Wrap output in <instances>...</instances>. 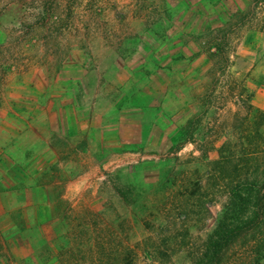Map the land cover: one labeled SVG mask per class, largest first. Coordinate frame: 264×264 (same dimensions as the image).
<instances>
[{"label":"rangeland","instance_id":"374dc122","mask_svg":"<svg viewBox=\"0 0 264 264\" xmlns=\"http://www.w3.org/2000/svg\"><path fill=\"white\" fill-rule=\"evenodd\" d=\"M173 1L0 0V14L12 18V27L5 30L11 35L6 40L16 43L14 47L37 27L39 38L45 37L50 47L59 39L76 38L90 45L119 43L125 49L116 50L117 55L138 43L148 49L146 56L165 55L150 68L170 76L162 111H172L176 124L180 123L170 127L169 133L174 147L189 132L195 142L176 155L163 147L164 151L149 157L137 156L142 149L136 146L112 147L108 153L120 161L105 170L98 163L103 175L95 182L98 188L65 199L63 188L74 179L81 161L92 158L90 152H85L83 143L74 145L79 140L73 135L67 136L64 145L54 147L55 155L40 141L35 146L16 142L11 139L16 127H11V120L5 122L10 115L2 114L8 133L0 134V264H187L184 245L210 234L222 207L230 205L225 181L239 180L245 183L242 189H248L246 184L263 180L264 111H255L251 99L254 88L264 87V58L252 68L236 64L238 55L232 47L241 35L232 25L220 30L216 19L212 32L181 36L196 45L205 43L204 48L176 50ZM254 6L264 12V0H256ZM49 50L45 52L58 57L56 49ZM176 52L177 60L167 62L166 56ZM84 53L97 60L108 51ZM185 53L192 55L194 63L183 62ZM42 55L40 50L38 56ZM26 57L23 46L4 49L3 79L14 72L12 63L22 65ZM203 57L205 63L195 61ZM144 95L138 92L133 100L137 104L150 100L155 106L160 102V97ZM69 133L75 134L73 130ZM86 135L82 131V137ZM62 152L77 162H68L63 172L58 167L43 177L47 159L58 162ZM219 162L227 165L218 172L214 167ZM112 181L132 191L129 205L113 193ZM194 185L198 197H174ZM180 209L187 214L179 215ZM100 241L104 246L98 247ZM221 264H264V222L232 246Z\"/></svg>","mask_w":264,"mask_h":264},{"label":"crops","instance_id":"0c3cea01","mask_svg":"<svg viewBox=\"0 0 264 264\" xmlns=\"http://www.w3.org/2000/svg\"><path fill=\"white\" fill-rule=\"evenodd\" d=\"M255 2L256 0H174L172 19L177 27L174 48L179 51L204 48L205 43L196 45L194 40L188 41L181 36L212 32L213 21L216 19L220 30L232 25V29L240 33L241 37H238L232 47L238 55L239 62L236 64L252 68L261 57L264 58V12L257 11ZM233 20H236L234 24ZM11 22L10 15L0 14V134L8 133L2 123V114H8L10 118L5 119V122L11 120V127H16V134L11 135V139L16 142L35 146L40 141L49 148L48 153L52 155L56 154L54 147L67 142V136L73 135L79 140L74 145L83 143L85 152H90L92 158L81 161L74 179L63 188L62 195L65 199L92 187L98 188L95 182L103 179L98 163L101 162L105 170V167L114 168V164L120 161L108 153L112 147L136 146L142 149H139L140 153L136 152L137 156L142 154L144 157L157 155L164 151L163 147L171 153L175 142L169 130L180 122L176 124L177 118L172 111H162L167 105L170 76L162 70L150 68L165 55L157 58L149 57L150 54L146 56L148 49H143L141 43L133 45L132 49H128L130 51L121 53L125 47L114 41L90 45L76 38L74 41L59 39L50 47L45 37L39 38L37 27L30 28L27 40L14 47L16 43L6 40L11 35L5 28L12 27ZM21 46L27 48V57L22 65L12 63L14 72L3 79V50L12 47L19 49ZM49 49H56L58 57L54 58L51 52H45ZM89 49L106 50L108 53L92 60L89 54L84 53ZM40 50L43 51L42 56H38ZM116 50L121 52L117 55ZM173 55L166 56V61L177 60V52ZM191 56L185 53L183 62L194 63ZM195 61L205 63L207 59L196 58ZM138 92L145 93L144 96L150 99L160 97V102L156 106L150 100L149 103L137 104L133 99ZM252 93L253 109L264 111V87L254 88ZM158 106L162 109L157 108ZM23 118H26V124ZM134 122L138 123V127H132ZM70 130L75 134H68ZM82 131L87 133L85 137H82ZM191 144L193 143L189 141L184 142L181 150ZM61 154L58 162L47 159L43 177H49L58 167L63 172L62 167L68 162H77L75 159L72 161L64 152Z\"/></svg>","mask_w":264,"mask_h":264},{"label":"trees","instance_id":"16d2710c","mask_svg":"<svg viewBox=\"0 0 264 264\" xmlns=\"http://www.w3.org/2000/svg\"><path fill=\"white\" fill-rule=\"evenodd\" d=\"M220 48L218 50L222 51L223 48ZM190 133L182 144L186 141L195 144L194 138ZM182 144L172 147L171 153L176 155L182 149ZM226 163L229 162L227 161ZM226 163L219 162L220 166L217 164L214 170L219 172L227 165ZM205 177L209 180L208 173L205 174ZM225 182L230 205L222 207L215 229L210 234L204 239L195 237L196 240L194 239L195 241L191 245L185 243L187 245H184L182 251H184L187 257V264H221L227 251L232 246L252 231L258 229L264 222V178L261 182L251 185L246 184L248 189H242L245 183L239 180H227ZM196 186L194 185L192 189L186 190L183 188V191L175 193L174 197H182L183 195L187 196L185 197L187 199L194 196L198 197V191L193 189ZM111 187L113 193L119 198L121 203L129 205L127 200L132 191L120 187L114 181L111 182ZM178 214L185 216L187 213L185 210L180 209ZM198 241L200 242L199 244ZM99 244L100 246L98 247L104 246L102 241L97 242V245ZM188 248L192 249L186 251Z\"/></svg>","mask_w":264,"mask_h":264}]
</instances>
